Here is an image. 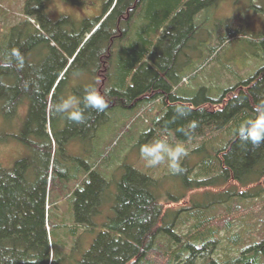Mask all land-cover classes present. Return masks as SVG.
<instances>
[{
  "label": "trees",
  "instance_id": "trees-1",
  "mask_svg": "<svg viewBox=\"0 0 264 264\" xmlns=\"http://www.w3.org/2000/svg\"><path fill=\"white\" fill-rule=\"evenodd\" d=\"M50 1L25 0L22 21L0 41V61L13 48L24 56L22 69L0 68V108L5 119L22 107L26 123L38 126L34 133L41 130L47 137V116L54 133L53 118L61 115L63 133L93 137L109 112L140 110L144 103L159 100L161 115L151 125L177 139L199 136L201 150L206 145L211 148L212 157L202 160L195 172L190 169L197 179L194 188H201V195L211 189L226 197L235 189L232 195L239 199L227 204L217 198L201 210L191 209L186 217L194 220L190 230L178 234L172 228L176 216L167 220L164 205L153 193L154 180L126 166L117 184L113 215L102 216L97 224L108 185L97 172L105 152L85 169L82 165L81 182L71 192V176L58 170L50 146L27 142L35 157L42 155L40 167L28 157L11 167L0 165V264H264V236L245 241L242 230L234 227L247 201L260 199L259 213L264 214V143L253 146L237 135L242 124L256 118L255 109L264 100V67L217 99L183 97L176 90L186 75L177 76V59L198 29L194 17L216 0H107L100 15L80 20L61 16L56 21L48 17ZM77 67L92 77L89 87L102 94L110 90L105 97L108 107L100 113L87 109L84 124L52 110L66 76ZM83 96L84 92L79 94ZM177 109L185 114L179 115ZM181 127L187 136L177 131ZM222 130L233 132L215 149L209 138ZM62 200L68 204L71 225L58 222L56 209ZM220 203L226 209L219 216L214 211ZM97 227L84 251L80 240L84 242ZM223 243L222 254H215Z\"/></svg>",
  "mask_w": 264,
  "mask_h": 264
},
{
  "label": "rangeland",
  "instance_id": "rangeland-1",
  "mask_svg": "<svg viewBox=\"0 0 264 264\" xmlns=\"http://www.w3.org/2000/svg\"><path fill=\"white\" fill-rule=\"evenodd\" d=\"M24 1L0 0V41L4 39V34H8L12 25L22 21ZM106 2L107 0H83L78 4L77 0H51L47 13L54 21L61 16L80 20L83 17L100 15V10ZM194 23L198 29L182 49L183 53L177 59L175 67L177 76L187 75L177 85V95L198 99L205 95L217 99L224 94L225 89L241 84L264 67V0H216L214 4L195 15ZM160 35L161 32L157 37ZM223 38L225 39L220 43ZM166 45L167 42L163 43L161 48L164 50ZM91 80V76L77 67L66 76L60 98L67 95L79 97V94L91 85ZM161 107L159 100H153L144 103L140 110L116 109L108 113V119L93 137L89 135L83 138L62 132L61 115L59 117L55 115L53 118L54 133L52 119L47 116L45 129L48 135L44 137L41 130L33 132L38 128L34 122L26 123L24 108L21 107L16 113L12 112L7 119L2 115L0 108V136L4 138L0 141V165L11 167L14 161L28 157L35 158L37 166L40 167L43 164L42 155L35 157L36 152L27 142L41 148L49 145L53 158L57 160L58 170L71 176L68 188L72 192L81 182L80 176L84 172L81 170L82 165L85 169L105 152L106 157L99 163L97 172L108 185L99 207L101 215L98 213L96 223L100 224L102 216L105 218L113 215L111 207L117 192V184L126 172L127 166L154 180L153 193L164 205L168 214L167 220L176 216L172 228L178 234H186L194 222L192 218H186L189 215L188 211L193 208L201 210V206L208 207L211 201L216 202L217 198H223L227 204H231L233 199L239 197L232 195L235 189L229 190L226 197L223 193L220 194L221 191L211 189L204 190L201 195V188H194L197 179L191 174L193 173L191 168H194L195 172L196 166H201L202 160L211 158V148L206 145V148L201 150L199 136L187 140L177 139L172 132L163 131L154 126L155 124L151 125V122L161 115ZM232 132L218 131L212 134L213 137L209 138V141L216 149L230 138ZM157 138H166L173 145L176 143L185 145L187 155L181 160L185 171L173 174L167 162L153 168L146 166L140 156V146ZM65 202L66 200H62L56 209L58 222L65 221L67 225H71L68 217L69 207ZM243 206L246 208L245 215L241 213L237 216L234 227L242 230L245 241H257L264 236V223L259 220L260 217L264 219V214L261 216L259 213L262 209L261 200H253V203L247 201ZM248 207H251L250 212L247 210ZM225 209L226 207L220 203L214 214L224 215ZM248 212L249 214H246ZM97 230L98 227L91 230L84 242L80 240L84 251L89 248ZM161 239L163 242L166 241V238ZM225 246L226 243L218 245L214 249L215 254H222V248ZM62 250L65 251L64 248Z\"/></svg>",
  "mask_w": 264,
  "mask_h": 264
},
{
  "label": "clouds",
  "instance_id": "clouds-1",
  "mask_svg": "<svg viewBox=\"0 0 264 264\" xmlns=\"http://www.w3.org/2000/svg\"><path fill=\"white\" fill-rule=\"evenodd\" d=\"M22 69L24 67V56L17 48L11 49L0 61V68ZM27 86V85H26ZM110 90L103 94L95 87H88L84 90L83 98L76 95L61 97L58 102L52 105V110L57 114H62L67 120L76 124H84L89 118L86 115L87 109H92L97 113L103 112L108 107L106 96ZM83 105V107H82ZM257 115L255 119L242 124L237 135L241 141L249 142L253 146L264 143V100L255 109ZM179 115L185 113L177 109ZM197 123L191 122L190 128L195 129ZM178 132L187 136L189 133L184 128H178ZM140 156L149 168L157 167L167 162L168 168L173 174H178L185 169L182 167L181 160L187 155V149L183 143L170 144L166 138H157L154 141L146 142L140 146Z\"/></svg>",
  "mask_w": 264,
  "mask_h": 264
}]
</instances>
